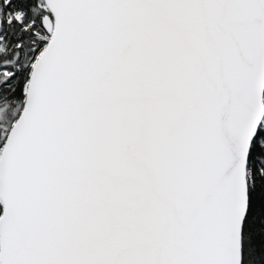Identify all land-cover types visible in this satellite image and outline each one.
<instances>
[{
  "label": "snow or ice",
  "instance_id": "obj_1",
  "mask_svg": "<svg viewBox=\"0 0 264 264\" xmlns=\"http://www.w3.org/2000/svg\"><path fill=\"white\" fill-rule=\"evenodd\" d=\"M0 264H264V0H0Z\"/></svg>",
  "mask_w": 264,
  "mask_h": 264
}]
</instances>
